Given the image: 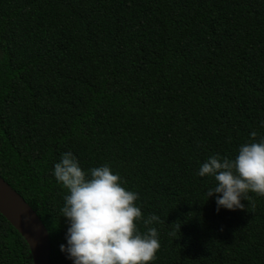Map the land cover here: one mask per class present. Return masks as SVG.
Returning a JSON list of instances; mask_svg holds the SVG:
<instances>
[{"label": "trees", "instance_id": "obj_1", "mask_svg": "<svg viewBox=\"0 0 264 264\" xmlns=\"http://www.w3.org/2000/svg\"><path fill=\"white\" fill-rule=\"evenodd\" d=\"M261 121L264 0H0V176L45 224L52 264H71L52 176L67 151L159 218L149 264H264V196L217 212L196 175ZM0 264H34L1 213Z\"/></svg>", "mask_w": 264, "mask_h": 264}, {"label": "clouds", "instance_id": "obj_2", "mask_svg": "<svg viewBox=\"0 0 264 264\" xmlns=\"http://www.w3.org/2000/svg\"><path fill=\"white\" fill-rule=\"evenodd\" d=\"M264 126V121L260 122ZM234 159L209 156L196 175L215 181L207 190L216 211L242 208L249 192L264 196V135L249 132ZM52 176L66 189L59 211L66 230L59 251L71 264H149L159 249L155 214L142 217L138 194L123 186L108 164L83 170L72 152L54 162ZM145 230L141 232L138 224Z\"/></svg>", "mask_w": 264, "mask_h": 264}, {"label": "water", "instance_id": "obj_3", "mask_svg": "<svg viewBox=\"0 0 264 264\" xmlns=\"http://www.w3.org/2000/svg\"><path fill=\"white\" fill-rule=\"evenodd\" d=\"M0 213L26 240L34 264H52L51 240L45 224L26 200L1 176Z\"/></svg>", "mask_w": 264, "mask_h": 264}]
</instances>
